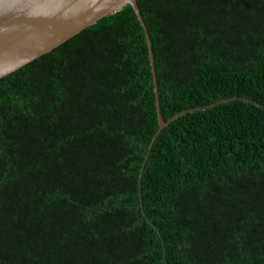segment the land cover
<instances>
[{"label":"trees","instance_id":"obj_1","mask_svg":"<svg viewBox=\"0 0 264 264\" xmlns=\"http://www.w3.org/2000/svg\"><path fill=\"white\" fill-rule=\"evenodd\" d=\"M0 78V264H264V0H136ZM205 109H196V108Z\"/></svg>","mask_w":264,"mask_h":264},{"label":"water","instance_id":"obj_2","mask_svg":"<svg viewBox=\"0 0 264 264\" xmlns=\"http://www.w3.org/2000/svg\"><path fill=\"white\" fill-rule=\"evenodd\" d=\"M131 6L145 34L153 74L155 103L160 129L182 115L165 122L160 114L152 44L136 0H0V78L51 52L106 15ZM205 109V108H196Z\"/></svg>","mask_w":264,"mask_h":264}]
</instances>
